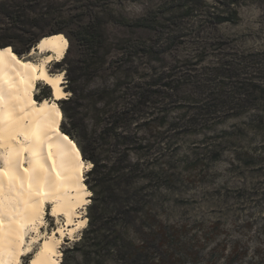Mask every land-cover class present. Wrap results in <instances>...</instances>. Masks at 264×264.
Returning a JSON list of instances; mask_svg holds the SVG:
<instances>
[{
	"label": "rangeland",
	"instance_id": "1",
	"mask_svg": "<svg viewBox=\"0 0 264 264\" xmlns=\"http://www.w3.org/2000/svg\"><path fill=\"white\" fill-rule=\"evenodd\" d=\"M3 8L12 15L0 13V44L27 61L48 54L33 52L42 37H67L66 59L48 66L64 75V99L77 89L60 127L97 163L91 173L85 159L86 223L69 235L49 204L19 264L60 227V264H264V0H0ZM66 70L82 75L78 84ZM49 91L52 100L38 82L33 100ZM88 229L96 250L78 244Z\"/></svg>",
	"mask_w": 264,
	"mask_h": 264
},
{
	"label": "bare ground",
	"instance_id": "2",
	"mask_svg": "<svg viewBox=\"0 0 264 264\" xmlns=\"http://www.w3.org/2000/svg\"><path fill=\"white\" fill-rule=\"evenodd\" d=\"M67 48L62 35L44 37L33 51L48 53L40 62L0 49V264H19L31 253L27 235L38 233L31 236L38 242L49 204L59 220L65 215L69 235L86 223L78 210L89 199L87 162L59 131L57 102L66 98L64 75L48 69L64 58ZM38 82L52 88V100H33ZM53 231L38 244L30 264H59L65 229Z\"/></svg>",
	"mask_w": 264,
	"mask_h": 264
},
{
	"label": "trees",
	"instance_id": "3",
	"mask_svg": "<svg viewBox=\"0 0 264 264\" xmlns=\"http://www.w3.org/2000/svg\"><path fill=\"white\" fill-rule=\"evenodd\" d=\"M15 8H17V10H16V12H21V7L20 6H17V4L16 5H12L11 7H10V9L13 11H15ZM13 11V12H14ZM0 13L1 14H4L5 16H10V15H12V12L10 11V10H7V9H5V8H3V9H1L0 10ZM58 34H61V33H58ZM52 35H56V34H52ZM52 35H48V36H52ZM61 35H63V34H61ZM66 39H67V37L65 36V35H63ZM44 37H47V36H44ZM44 37H42L41 38V40L44 38ZM88 41H91V45L93 46L94 44H96L95 43V40H96V37L94 36V33L93 32H90L89 34H88ZM40 40V41H41ZM40 41H39V43H40ZM67 41H68V39H67ZM38 43V44H39ZM37 44V45H38ZM11 46V45H10ZM3 48H9L10 50H12L15 54H20L19 52H15L11 47H9V46H7V45H5V46H1V44H0V49H3ZM68 48H69V41H68ZM67 48V50H69ZM67 52V51H66ZM68 53V52H67ZM17 54V55H18ZM66 55V54H65ZM19 56V55H18ZM20 57V56H19ZM21 58H23V57H21ZM66 59V57L64 56V58H63V60H65ZM60 62V61H59ZM61 62H62V60H61ZM61 74V73H60ZM66 74L68 75V80H69V82H73V83H75V85L76 84H78L79 83V81L81 80V76L82 75H80V76H78V77H75V76H73V73L72 72H70L69 70H66ZM71 93H72V95L68 98V99H61V100H59L58 101V103L60 104V108H61V110L59 109V107H58V105H57V107H58V109H59V111H60V113H61V119H60V123H59V131L62 133V134H64L65 136H67V137H69L72 141H73V143L75 144V146H76V148H77V151H78V154H79V156L81 157V159L83 160V161H85V159H90L92 162H94V169H92L91 170V173H95L96 172V166H97V163H96V161H95V159H92V158H90V157H87V155H86V151H85V149H84V147L82 146V144L77 140V139H74L73 138V134L68 130V129H66L65 127H60L61 126V124H62V121H63V115L66 117V118H72V116L70 117L69 115H68V111L65 109V105H67V104H70V103H73V101H74V99L76 98V96H77V89H72L71 90ZM144 96V95H143ZM45 97L46 98H48V99H50L51 98V92L49 91L48 93H47V95H45ZM62 112H63V114H62ZM62 129V130H61ZM67 133V134H66ZM76 141H74L73 139ZM77 143V144H76ZM79 146V147H78ZM81 150V151H80ZM84 157V158H83ZM96 182H98L97 180H96ZM85 185H86V183H85ZM87 186V185H86ZM99 240H100V237H97L96 236V234L93 232H91V229H88L86 232H85V234H83V237L80 239V242L78 243V244H82L83 243V245L86 247V248H89V249H91V250H96V248H97V246H98V242H99ZM60 264V263H59ZM63 264V263H62Z\"/></svg>",
	"mask_w": 264,
	"mask_h": 264
},
{
	"label": "water",
	"instance_id": "4",
	"mask_svg": "<svg viewBox=\"0 0 264 264\" xmlns=\"http://www.w3.org/2000/svg\"><path fill=\"white\" fill-rule=\"evenodd\" d=\"M51 99V98H50Z\"/></svg>",
	"mask_w": 264,
	"mask_h": 264
}]
</instances>
